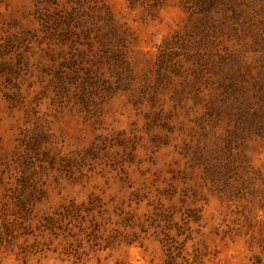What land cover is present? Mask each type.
<instances>
[{"label": "rangeland", "instance_id": "rangeland-1", "mask_svg": "<svg viewBox=\"0 0 264 264\" xmlns=\"http://www.w3.org/2000/svg\"><path fill=\"white\" fill-rule=\"evenodd\" d=\"M217 11L0 0V264H264V0Z\"/></svg>", "mask_w": 264, "mask_h": 264}, {"label": "trees", "instance_id": "trees-1", "mask_svg": "<svg viewBox=\"0 0 264 264\" xmlns=\"http://www.w3.org/2000/svg\"><path fill=\"white\" fill-rule=\"evenodd\" d=\"M184 2L188 5L191 16L196 15L200 22L211 12H218L217 9L222 5V0H184Z\"/></svg>", "mask_w": 264, "mask_h": 264}]
</instances>
